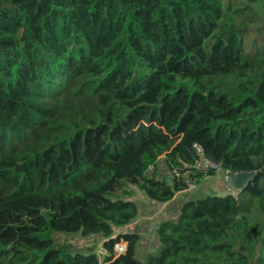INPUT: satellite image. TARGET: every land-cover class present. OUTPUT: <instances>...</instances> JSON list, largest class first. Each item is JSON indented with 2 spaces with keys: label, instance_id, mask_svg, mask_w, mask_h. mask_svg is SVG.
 Returning <instances> with one entry per match:
<instances>
[{
  "label": "trees",
  "instance_id": "1",
  "mask_svg": "<svg viewBox=\"0 0 264 264\" xmlns=\"http://www.w3.org/2000/svg\"><path fill=\"white\" fill-rule=\"evenodd\" d=\"M217 169L257 174L140 257L129 186L163 204ZM0 264H264V0H0Z\"/></svg>",
  "mask_w": 264,
  "mask_h": 264
},
{
  "label": "rangeland",
  "instance_id": "2",
  "mask_svg": "<svg viewBox=\"0 0 264 264\" xmlns=\"http://www.w3.org/2000/svg\"><path fill=\"white\" fill-rule=\"evenodd\" d=\"M227 171L223 169H217L215 175L208 176L204 178L200 185H193L189 187L187 190H184L183 193H177L175 203H184L188 197H197V196H205L208 194H226L227 192H231L232 187L229 185L227 181ZM129 189L133 192V196L136 200L142 201L147 200L145 195L141 193V191L133 185L129 186ZM174 204V203H173ZM142 224V223H140ZM56 239L60 242L70 243L73 248L72 252H83L88 253L93 249V244L95 245L94 249L96 252L100 253V258L103 257L105 253H101L104 251V241L105 239L102 237L93 238L92 236L85 237L81 233H68V232H56ZM155 244V241H153Z\"/></svg>",
  "mask_w": 264,
  "mask_h": 264
},
{
  "label": "crops",
  "instance_id": "3",
  "mask_svg": "<svg viewBox=\"0 0 264 264\" xmlns=\"http://www.w3.org/2000/svg\"><path fill=\"white\" fill-rule=\"evenodd\" d=\"M180 193H183V191ZM197 197H188V199ZM175 199L176 197L163 204H158L148 198L147 200L138 201L141 211L140 215L132 223L118 230L119 232H136L141 236L139 244L140 257L152 250L158 224L164 219L176 218L179 215L182 203H175Z\"/></svg>",
  "mask_w": 264,
  "mask_h": 264
},
{
  "label": "built area",
  "instance_id": "4",
  "mask_svg": "<svg viewBox=\"0 0 264 264\" xmlns=\"http://www.w3.org/2000/svg\"><path fill=\"white\" fill-rule=\"evenodd\" d=\"M195 146L197 148V151L202 155L203 154L202 147L200 145H198V144H195ZM197 165L198 166H206V167L216 168V164L215 163L209 162L208 160L203 159V158L201 160H198L197 161ZM157 168L160 169V174L157 176L159 179H161L166 174L167 175L169 174L172 177L179 175L178 170H176V169H170L168 167L167 163L165 161H163L162 159L158 163ZM154 169H155V166H151L149 168V171L148 172H149L150 175L152 174V172H153ZM227 173H228L227 177L229 175H231V174H229L228 171H227ZM191 186H192V184H190V187ZM92 237L95 238V239L98 238L96 235H93ZM126 250H127V241L126 240H124L123 238H121L119 241L115 242V244H114V252H115L116 255H120L122 253H125ZM101 253H105V254L107 253V249L105 248V246H104V251L101 252ZM98 255L100 256L101 254L98 253Z\"/></svg>",
  "mask_w": 264,
  "mask_h": 264
},
{
  "label": "water",
  "instance_id": "5",
  "mask_svg": "<svg viewBox=\"0 0 264 264\" xmlns=\"http://www.w3.org/2000/svg\"><path fill=\"white\" fill-rule=\"evenodd\" d=\"M256 174L257 172L255 170L235 172L227 177V181L233 191L240 190L246 187L255 178Z\"/></svg>",
  "mask_w": 264,
  "mask_h": 264
}]
</instances>
